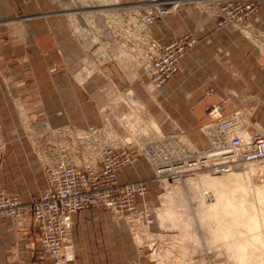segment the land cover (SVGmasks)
<instances>
[{
  "label": "crops",
  "instance_id": "crops-1",
  "mask_svg": "<svg viewBox=\"0 0 264 264\" xmlns=\"http://www.w3.org/2000/svg\"><path fill=\"white\" fill-rule=\"evenodd\" d=\"M50 6L47 0H0V130L4 141L0 187L21 202H29L46 186L22 137V114L32 120L45 116L53 127L84 126L97 121L98 106L120 91L134 88L150 92L146 96L150 111L163 131L185 132L195 148L206 145L202 129L212 104L221 103L228 112L254 103L249 118L264 129L263 60L253 40L236 27L219 28L214 18L191 17L187 8L181 12L184 18L166 17L151 26V33L161 43L186 31L198 39L162 91L141 71L130 79L112 65L75 82L69 73L77 67L79 49L69 39L64 19L25 18ZM17 14L22 16L17 18ZM248 24L264 31V4L260 17L249 18ZM213 84L217 85L215 91L206 93ZM41 113L44 115L39 116ZM120 179L128 181L132 176L123 169ZM128 246L134 250L122 221L113 220L101 208L86 209L73 216L66 264H133L135 254L128 255ZM0 264H52V259L42 250L37 230L29 221L18 224L2 218Z\"/></svg>",
  "mask_w": 264,
  "mask_h": 264
},
{
  "label": "built area",
  "instance_id": "built-area-1",
  "mask_svg": "<svg viewBox=\"0 0 264 264\" xmlns=\"http://www.w3.org/2000/svg\"><path fill=\"white\" fill-rule=\"evenodd\" d=\"M51 1V5L58 8L54 13L67 18L71 38L81 51L98 56L99 59L94 60L95 67L113 64L121 69L122 58L129 56L134 67L157 89H162L179 72L182 60L198 42L194 35L186 33L160 43L148 32L151 24L174 14L191 0H149L147 10L140 6L141 0L131 3ZM243 3L205 0L203 4L217 27L229 24L241 33L247 30L250 35H258L261 42L253 43L264 59V32L253 30L249 27V18L239 15L251 11L250 4ZM70 18L79 20L71 23ZM88 18H96L102 33L93 42L86 39L90 42L85 50L86 47L79 43L78 30L84 31L86 24L91 25L92 19ZM99 39L112 43L98 51L103 41ZM117 98L112 101L116 102ZM121 103L115 106L114 113L122 116L125 102ZM250 105L225 114L222 105L213 104L208 110L210 120L202 129L206 145L193 151L182 132L157 133L158 140L138 146L131 140L117 141L116 130L105 123L83 130L68 125L51 129L44 125L35 136L34 149L46 188L28 203L0 190V220L9 218L18 224L29 221L37 230L41 248L51 257L52 264H66L65 249L71 237L72 217L86 209L101 208L122 216L138 237L137 232L149 230L154 222L147 201L148 180L122 181L119 170L143 160L152 171L153 181L175 183L193 171L223 174L248 163L263 161L264 131L254 126L250 129L249 123H245L249 115L246 107ZM102 112L105 113L104 109ZM106 128L109 132H105ZM78 131L81 134H77ZM45 138H48L49 148L43 146Z\"/></svg>",
  "mask_w": 264,
  "mask_h": 264
},
{
  "label": "rangeland",
  "instance_id": "rangeland-1",
  "mask_svg": "<svg viewBox=\"0 0 264 264\" xmlns=\"http://www.w3.org/2000/svg\"><path fill=\"white\" fill-rule=\"evenodd\" d=\"M47 1L51 5L52 1ZM100 1L114 2V0ZM133 1L135 0H116V2L121 3H131ZM148 1L149 0L140 1L139 4L142 9L147 8L149 4ZM238 1L244 2L243 4H250L249 6L251 8V11L249 12L239 13L242 18L260 17L264 0ZM204 2L205 0H191L188 4L178 8L174 14H170L166 17L184 18L183 14L181 15V12L184 8H187L188 12L191 10V17L200 18L206 15V17L213 18L209 11L206 10V6L203 4ZM57 10L58 8L55 5H51L46 10L39 9L38 11L27 14V16H30V18H63L54 13ZM21 16L22 14H17V18ZM236 16L238 17V15ZM166 17L158 19L157 21L163 20ZM63 19L69 39L79 49V57L76 60L77 67L74 72L70 71L69 73L73 81L81 82L91 75L96 74L100 68L105 65H112L118 70L125 72L130 79H133L136 76V71L129 69L124 70V68L120 69L117 65L113 64H104L100 67L96 66L93 69L90 68V65L92 64L91 60L94 58L93 55L90 53L84 54L81 51L76 41L71 38L72 33L67 18ZM88 19H92V22H90L91 25L88 26L86 24V29H84V31L80 29L78 30L80 37V40L78 38L79 43L81 46L83 45L86 47L84 48L85 50H87L90 42V40L87 41L86 39L90 38L92 39V42L95 41V34L97 32L99 33L101 30V28L95 23V18ZM78 20V18H70L71 23H77ZM156 22L149 27L156 24ZM249 27H251L250 24ZM255 31L264 32L263 30ZM186 33H191L193 35V33L189 31H186L183 34ZM149 34L152 38L157 40L151 33L150 28ZM242 34L245 38L251 40L244 32ZM252 44L254 43L252 42ZM262 60L264 62L263 57ZM82 63L84 64L83 66H87L88 68L85 67V69L78 72V64ZM200 67L203 69L202 65H200ZM163 88L159 90L162 91ZM216 88L217 85L213 84V86L208 87L206 93H213ZM120 92L123 94H134L138 99L136 103L134 102L136 108L131 113L133 116L127 118L128 124L124 129L125 131H123L121 128L122 126L118 123L120 122L118 119L103 115L105 113L102 112V109L107 104V106H110L109 102L96 108L97 121L86 123L84 126H77L68 123L53 127L48 123L45 116H42L37 120H32L29 117H23L24 114H22V118L20 117L19 119V124L23 132L22 137H24L29 144L39 168L41 169L34 149L36 143L35 136L44 125L51 129L68 125L75 127L78 130H83L90 125L101 126L104 123H108L116 130L118 134L116 136L117 141L123 142L124 140H131L132 144L141 142L144 140L145 136H149V134L152 133V138L154 139L159 138L156 136L157 133H168L159 127L156 119L152 116L150 111V101H148L146 97L150 93L147 89L146 91L143 89L138 92L134 88H128ZM219 104L222 105L221 103ZM253 104L254 103H247L242 106L250 105L248 108L246 107L250 114ZM240 107L225 112V114L232 113ZM41 115L44 114H39V116ZM247 116L248 117H246L245 120L249 123L250 129L254 126L255 128L264 131V129L257 123L250 120L249 115ZM178 132H182L185 135L186 142L192 151L201 149L195 148L191 145L185 132L178 130L173 133ZM47 141L48 138H45L44 141L42 140L45 148H49V142ZM3 153L4 141L0 130V166L3 159ZM121 170L118 172L119 177ZM126 170L129 171V176H132V179L128 181H134L137 179L148 180L147 201L154 219L149 230L145 232L139 231L137 232L138 237H135L134 231L130 230V226L125 222L122 216L105 210L113 220L122 221L126 225L129 240L134 248V250H132L131 246H128L126 247V250L128 255H131L134 252L135 257L133 264H264V160L248 163L232 170L237 172L244 171L245 174H231L232 177L230 178L226 176L227 173L209 174L204 171H193L175 183H169L162 180L153 181L152 171L143 160H138L132 167H128ZM0 190L7 195L16 198L9 194L3 187H0ZM40 192L38 194H40ZM68 245L69 243L67 246ZM244 253L248 255H246L247 259Z\"/></svg>",
  "mask_w": 264,
  "mask_h": 264
},
{
  "label": "bare ground",
  "instance_id": "bare-ground-1",
  "mask_svg": "<svg viewBox=\"0 0 264 264\" xmlns=\"http://www.w3.org/2000/svg\"><path fill=\"white\" fill-rule=\"evenodd\" d=\"M82 1H85V0H82ZM97 1H99V2H101L100 0H97ZM99 2H97V3H99ZM114 2H116V0H114ZM150 6V4H148V6H147V8L145 9V10H147L148 9V7ZM65 7H67V6H65ZM95 23L98 25V27H100L101 28V26H100V24H98L99 22L96 20V18H95ZM110 21H112L111 20V18H110ZM95 24V25H96ZM149 28L150 27H148V32H149ZM101 30H102V28H101ZM100 30V31H101ZM244 32H245V34L246 35H248L249 37H250V39H252L255 43L256 42H261V39H260V37L258 36V35H255V36H253V34H249L248 32L249 31H247V30H244ZM99 33H102V32H99ZM98 32L95 34V37H96V39H98V37L100 36V34H99ZM101 40H103L102 41V43H101V47H100V49L98 50V51H101L102 49H106V48H108V47H110V45H111V41L109 42V41H107V40H105V39H99V41L101 42ZM122 48H124V47H122ZM107 51V50H106ZM124 51V50H123ZM124 54H128V53H125L124 52ZM93 55V54H92ZM93 59L91 60L92 61V64L90 65V68H95V65H97V64H95V62H94V60H96V59H99L98 58V56L97 55H93ZM102 58V57H101ZM129 56H125V58H122L123 59V61L122 62H120V66H121V69H123L124 68V70L125 69H129V70H133V71H136V74H137V72H138V70L136 69V67H134V64H132L130 61H129ZM79 65V70H78V72L79 71H81V70H83V69H85V67H87V66H83L84 64L82 63V64H78ZM82 65V66H81ZM88 68V67H87ZM118 98L116 99V102L115 101H110L109 102V104H110V106H105L103 109H104V111H105V114H103L104 116H109V117H112V118H115V119H118L120 122H118L119 124H120V126H122V128H124L125 129V127L127 126V124H128V121H127V118H131L133 115L131 114L132 113V111L133 110H135V105H134V102L136 103L137 101H138V99H137V97L134 95V94H129V93H119L118 94V96H117ZM114 100V99H113ZM121 102H125V108L123 107V113H122V116L121 115H116L115 113H114V109H115V106L117 105V104H119V105H122V103ZM125 111H128L127 113L125 112ZM121 117H123V118H121ZM246 121V120H245ZM245 123H247V122H245ZM105 125L107 126V125H109L108 123H105ZM110 126V125H109ZM123 131H125V130H123ZM105 132H109L108 131V128H106L105 129ZM111 132V131H110ZM77 134H81V131H78V133ZM153 137V135L152 134H149V136H145L144 137V140H142L141 142H139V143H137V145L138 146H142L145 142H147V141H149V140H152V139H154V138H152ZM155 139H159V138H155ZM189 147V149H191L190 148V146H188ZM239 168V167H238ZM237 169V168H236ZM232 170H234V169H232ZM232 170H230V171H228V172H226L227 174H226V176H228L229 178L230 177H232V175L231 174H240V173H244L245 174V172L244 171H232ZM230 172H232V173H230ZM247 172V171H246ZM223 174H225V173H223ZM211 196V195H210ZM258 196V195H257ZM258 198H259V196H258ZM213 199V198H212ZM245 254V253H244ZM247 254H245V256H246ZM250 255V254H249ZM244 256V255H243ZM248 256V255H247ZM247 256H246V259H247ZM244 259H245V257H244Z\"/></svg>",
  "mask_w": 264,
  "mask_h": 264
}]
</instances>
